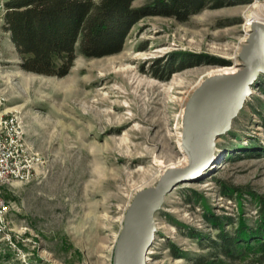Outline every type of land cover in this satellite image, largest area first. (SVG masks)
Returning a JSON list of instances; mask_svg holds the SVG:
<instances>
[{
	"label": "rangeland",
	"instance_id": "obj_1",
	"mask_svg": "<svg viewBox=\"0 0 264 264\" xmlns=\"http://www.w3.org/2000/svg\"><path fill=\"white\" fill-rule=\"evenodd\" d=\"M263 2L230 0L179 20L158 14L151 0H132L137 17L121 49L77 56L60 77L19 67L0 10L2 108L18 114L33 157L28 179L1 186L16 246L0 235V264H113L114 243L133 195L153 186L166 167L187 163L181 121L188 98L205 77L240 66L245 15ZM146 5L150 10L141 9ZM260 77L264 80V74L259 73L231 128L216 138L214 161L165 194L154 213L157 230L146 264L208 258V239L218 230L205 215L231 217L225 229L252 226L261 217ZM249 141L256 144L247 147ZM223 184L245 192L226 196ZM253 257L248 251L211 264H264Z\"/></svg>",
	"mask_w": 264,
	"mask_h": 264
},
{
	"label": "trees",
	"instance_id": "obj_2",
	"mask_svg": "<svg viewBox=\"0 0 264 264\" xmlns=\"http://www.w3.org/2000/svg\"><path fill=\"white\" fill-rule=\"evenodd\" d=\"M132 0H6L2 28L19 55L21 69L37 74L63 76L77 56L100 57L118 52L137 17ZM241 1V0H239ZM230 0H151L158 14L179 20L205 7H220ZM146 5L143 10H150ZM148 11H145L147 13ZM144 13V14H145ZM263 78L260 77L259 80ZM263 85L260 88L264 90ZM263 86V87H262ZM264 126V118L262 122ZM256 141H249L253 147ZM223 194L241 196L238 185H224ZM191 195L186 200L189 202ZM261 217L252 226L225 229L232 221L226 215H205L215 228L209 238L208 258L198 256L191 264H211L223 256L238 258L253 252V260L264 262V199L257 197ZM174 249V245L170 244Z\"/></svg>",
	"mask_w": 264,
	"mask_h": 264
},
{
	"label": "water",
	"instance_id": "obj_3",
	"mask_svg": "<svg viewBox=\"0 0 264 264\" xmlns=\"http://www.w3.org/2000/svg\"><path fill=\"white\" fill-rule=\"evenodd\" d=\"M238 57L241 63L237 69L205 77L191 93L181 121V148L187 163L166 167L153 186L133 195L114 243L113 264H146L157 230L154 213L165 194L214 161L216 138L231 128L259 73L264 74V19L251 21Z\"/></svg>",
	"mask_w": 264,
	"mask_h": 264
},
{
	"label": "built area",
	"instance_id": "obj_4",
	"mask_svg": "<svg viewBox=\"0 0 264 264\" xmlns=\"http://www.w3.org/2000/svg\"><path fill=\"white\" fill-rule=\"evenodd\" d=\"M5 0H0V10L5 11ZM5 96L0 92V235L11 245L12 234L6 223V201L2 196L1 186L11 180L28 179L33 171V157L28 151L20 119L15 112H6L2 106ZM18 252L20 249L17 248Z\"/></svg>",
	"mask_w": 264,
	"mask_h": 264
},
{
	"label": "bare ground",
	"instance_id": "obj_5",
	"mask_svg": "<svg viewBox=\"0 0 264 264\" xmlns=\"http://www.w3.org/2000/svg\"><path fill=\"white\" fill-rule=\"evenodd\" d=\"M253 19H264V2L255 4L254 9L245 15L244 27L246 28V31H248L250 23ZM230 69L231 68L228 67L225 71Z\"/></svg>",
	"mask_w": 264,
	"mask_h": 264
}]
</instances>
